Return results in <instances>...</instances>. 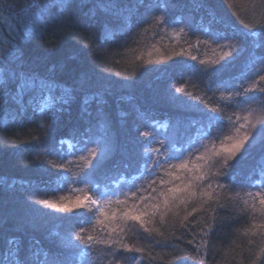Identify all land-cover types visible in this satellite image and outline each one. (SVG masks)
I'll use <instances>...</instances> for the list:
<instances>
[{
  "label": "trees",
  "instance_id": "trees-1",
  "mask_svg": "<svg viewBox=\"0 0 264 264\" xmlns=\"http://www.w3.org/2000/svg\"><path fill=\"white\" fill-rule=\"evenodd\" d=\"M9 45L0 261L264 264V0H0Z\"/></svg>",
  "mask_w": 264,
  "mask_h": 264
},
{
  "label": "snow or ice",
  "instance_id": "snow-or-ice-1",
  "mask_svg": "<svg viewBox=\"0 0 264 264\" xmlns=\"http://www.w3.org/2000/svg\"><path fill=\"white\" fill-rule=\"evenodd\" d=\"M250 35L253 36V37H255V36L258 35V33L255 32V31H252L250 33ZM261 46L262 45H261V43H260L259 40L254 41V47H257L258 48V47H261ZM16 53H17V49L14 46L9 45L7 48L0 47V58L13 57V56L16 55ZM225 55H227V53H225ZM193 59H195V58H193ZM221 59H223V57H221ZM3 71L4 70L2 68H0V75H3ZM8 75H9V78H12V77H15L17 74L14 71H11V72L8 73ZM29 80L33 84H35L36 81H37V77L34 76V75L33 76H24L22 78V82H21V90H23V88L26 86V83ZM177 91H179V89H177ZM143 135L147 136L148 133H143ZM248 139H249V135L248 134H245V136L243 137L242 140H240L238 143H234L231 146V149L228 150L229 154H228L227 160H232L236 156L237 152L244 146L245 141H247ZM60 143L63 144V143H65V141L64 140H61ZM144 151L147 154V151L148 150L146 148H145ZM93 155H95V153H93ZM227 160L225 161L226 166H228L227 165ZM153 166L154 167L155 166H159V161H156L155 165H153ZM142 168H144L145 171H148V172L151 171L148 168L147 161H145V164L142 165ZM261 175L264 176V169L261 170ZM202 178L203 177H201V179ZM252 186L253 187H256V186L264 187V184H261L259 181H255ZM153 191H155V189H153ZM168 191L169 192H175V191H177V189H169ZM161 195H164V194L161 193ZM249 195H251V193H249ZM256 195L259 197L260 203L261 204H264V192H258ZM42 203H44V204L47 205L50 202L47 201V200H45V201H42ZM93 203H97V202L96 201H93ZM168 203L169 202H168V200L166 198L165 199V205L167 206ZM51 206L53 208H57L58 207V205H56L54 203L51 204ZM154 207H156V206H154ZM146 214L147 213H143L142 215H146ZM125 215H127V213ZM132 219H134V220H140L141 219V216L134 215V216H132ZM76 235H77V238L79 239L80 238V233H77ZM92 239L93 238L91 236H89V237H87V239L85 241H83L84 247L87 248V249H89V251L87 253L81 252V257H84L85 255H91V241H92ZM8 243L11 245V244L14 243V241L10 240ZM124 247L127 248L129 251L132 250L131 248H129L128 245H124ZM136 251H141V249H136ZM32 255L34 257H39V255H40L39 250H37L36 252H34ZM9 257H12L11 264H18L19 256H18V254H16L13 251H9V252L5 253L4 259H3V261H0V264H9ZM24 264H35V261L33 259H31V258H26ZM44 264H47V260H45ZM53 264H56V262L54 261ZM60 264H63V262L61 261ZM117 264H118V262H117Z\"/></svg>",
  "mask_w": 264,
  "mask_h": 264
},
{
  "label": "rangeland",
  "instance_id": "rangeland-1",
  "mask_svg": "<svg viewBox=\"0 0 264 264\" xmlns=\"http://www.w3.org/2000/svg\"><path fill=\"white\" fill-rule=\"evenodd\" d=\"M255 111V114H254V116L256 115V114H258V116H260L261 115V110L260 109H256V110H254ZM112 140V139H111ZM111 142V141H109V139H107L106 140V142ZM113 142V141H112ZM107 144V143H106ZM195 160V157L191 160V161H194ZM197 162V161H196ZM188 162H181L180 163V165L181 166H186V165H190V164H187ZM194 163H195V161H194ZM192 164V163H191ZM194 165H197V163H195ZM199 166V165H198Z\"/></svg>",
  "mask_w": 264,
  "mask_h": 264
}]
</instances>
